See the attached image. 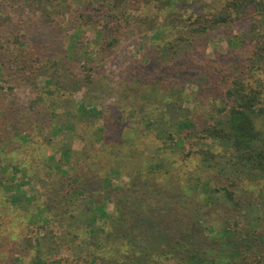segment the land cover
Returning <instances> with one entry per match:
<instances>
[{"label":"trees","instance_id":"obj_1","mask_svg":"<svg viewBox=\"0 0 264 264\" xmlns=\"http://www.w3.org/2000/svg\"><path fill=\"white\" fill-rule=\"evenodd\" d=\"M3 1L5 2L0 0V8H3ZM13 1L20 3L21 8H36L41 20L46 21L44 23H53L51 21L56 8V5L53 6L54 0ZM81 1V9L78 8L73 14L76 21H72L73 17L69 20L75 30L70 36V50L63 54L58 50V42L51 28H46L47 32L42 28H36L33 33L24 30V34L18 36L22 30L1 9L0 30H5L9 35L16 28H19V32L6 42L0 40V93L1 90H6L2 83L7 79V85L10 86L6 91L13 92L17 87L22 89L27 84L28 89H34L37 94L34 102L27 103L31 115L26 120L15 117L12 121L13 111L0 107V191L2 190L1 194L5 192L9 195L4 202L5 206L11 202L18 212L22 211L27 215L35 198L22 190L23 180L29 175L25 165L30 160L25 159L14 167L3 155L10 152V147L21 149L24 146H36L39 142L48 146L54 143L51 136L44 134L45 137H40L42 132L47 131L46 126L52 124L57 117L53 111H49L46 104L42 105L44 108L37 106L43 96L41 91L59 106L63 104L60 107H65V111L74 114L76 118V122L65 125V142L56 144L54 152L60 153V158H51L54 165H48L50 170L47 177L52 182L50 186L53 190L48 200L42 207L37 206L26 222L33 227L40 224L51 228L62 226V242H58L60 237L53 230H47L36 237L21 234L15 238L10 235L8 241L13 240L11 245L14 244V254H19V258L10 256L3 264H25L24 259L29 255H32L30 264H264V229L260 224L264 207L247 202L238 193L244 181H261L264 187V0H217L211 5L203 0H182L176 2L175 11L165 13L168 26L177 23L183 25L193 38L192 43L198 36L207 35L214 30L242 24H248V27L243 31V38L234 40V37L227 36L237 50L242 49L241 57L235 64H221V74L197 76V84L204 85L206 91L214 93L215 90H220L221 104L216 105L217 100L213 102L212 113L207 122L199 124L197 117L200 116L184 107L182 90H166L161 97H157L155 92L158 87L155 85L151 92L145 93L150 87L148 83L144 86L140 99L137 98V103L135 101V104H130L127 100L126 106H122L124 108L120 115L134 119L139 132L156 133L161 142L156 154L151 158L146 157V161L138 162L142 164L139 167L137 164L134 166L133 160L136 158L132 154L126 160L116 161L113 158L122 154L124 142L127 144L131 141L136 146V139L130 140V136L125 135L122 140L115 137V133H122L118 131L122 126L114 129L112 125L113 117L119 114V108L108 114L96 107L75 105L70 99L71 94L60 101L55 98L60 88L72 93L75 88L71 86L77 83L96 84L93 78L94 68L86 62L89 58V46L84 43L79 45L81 24H97L105 19L98 30L96 42L102 53L107 54L121 43L122 34L132 30L115 17L114 8H125L123 5L142 8L143 2ZM166 4L167 2L162 5L166 7ZM60 13L62 15L67 12ZM146 21L147 30L154 33V40L158 37L165 38L157 43L159 47L168 48L169 52L173 49L178 51L171 42H166L165 25L159 24L157 20ZM7 24L10 26L5 27ZM183 35L181 34L179 42L186 39ZM30 37L35 40L31 49L36 60L42 58L47 62L48 67L43 70L27 66L25 39L30 40ZM78 45L83 49L81 59L74 55ZM242 45L246 47L242 48ZM82 59L85 63L79 66L81 74L78 72L70 75V62ZM49 73V89L40 88L38 77ZM133 74L132 72L131 75ZM138 77L140 76H136ZM136 82L141 81L136 80L130 84L123 82L121 85L130 88ZM171 98L174 99L170 101ZM159 104L162 105L161 108L158 107ZM67 105L76 108V112L66 109ZM89 118L103 119V127L95 129L91 137L88 134L78 136V122L84 123ZM10 120L11 123H8ZM7 129L10 130L9 136L6 135ZM11 135L18 136L20 144L14 145ZM75 136L76 139L86 141L82 151L73 149ZM36 137L39 138L38 141ZM102 142L101 150L94 149L95 144ZM112 142L118 144L114 146ZM110 146H113L111 151L116 150L114 154L105 151ZM196 160L199 161V167H205L210 177L198 178L191 185L192 193L187 194L176 179L183 172L184 164ZM121 163L127 169L133 167L139 173V182H143L144 186H139V183L114 185V181L119 180L122 175L118 167ZM70 170H75L76 174L69 176ZM19 173L22 176L17 178ZM59 178L62 181L58 182ZM163 179L168 181L162 184L163 187L156 185L155 189L146 188L149 181L160 182ZM215 181L222 183L218 186ZM63 186H69L67 191L62 192ZM160 187L162 191L159 190ZM115 194H118L114 203L117 213L111 215L107 213V205ZM187 196L202 202L206 208L221 205L226 213L234 216L222 220L219 225L204 226L201 217L197 218V211L184 217L172 205L174 202L180 203ZM201 196H204V200L200 199ZM147 197L157 205H163L164 202L169 204L165 210H159L157 206L148 204ZM15 216V219H7L0 209V228L6 230L11 226L14 231L18 214ZM205 228L211 235H204ZM62 249L70 250L72 256L59 257ZM3 261L0 255V264Z\"/></svg>","mask_w":264,"mask_h":264},{"label":"rangeland","instance_id":"obj_2","mask_svg":"<svg viewBox=\"0 0 264 264\" xmlns=\"http://www.w3.org/2000/svg\"><path fill=\"white\" fill-rule=\"evenodd\" d=\"M178 1L181 2L182 0H141L139 2H143L142 8L135 9L126 5H123L125 8H114L115 17L121 19L122 25H125L127 28H131L132 30L127 32V34H122L121 43L114 49H111V51L107 54L102 53L96 42L98 30L103 26L105 19L100 20L97 24H94V22L89 23L88 25L81 24L82 31L78 37L80 41L79 45H83L84 43L89 46V58L86 62L89 63L90 67L94 68L93 78L96 80V84L93 86L90 83H77L75 86H71L75 88L72 93L60 88V92H57L55 99L56 101H60L64 97L71 94L70 99L72 102L76 103L75 105H86L89 108L96 107L98 110H102L108 114L113 113V110L116 111L118 108L120 109L119 114L116 117L112 116L114 119L112 123L114 129L122 126L118 129V131H121L122 133H115V137L117 140H122L125 135L130 136V140L136 139V146H134L133 143H130L131 141L127 144L124 142V145L121 148L123 150L122 154L119 156L118 154L115 155L116 158L113 156L116 161L126 160L129 155L132 154L136 158V160H133L134 166L137 164L139 167L142 164H138V162L146 161V157H153L160 146L161 142L157 139L156 133L148 131H144L143 133L139 132L138 128L135 127L136 121L134 119L125 118L120 115L122 109L124 108L122 106H126L127 100L130 104H135V101L137 103V98L140 99L143 89L145 88L144 86L147 83L150 87L145 93L147 94L151 92L152 86L155 85L158 87L155 92L157 97H161L166 90H173L174 92L182 90L184 93V107L191 109L195 114L199 115L200 118L197 117V121L199 124H202L207 122L206 120H208L209 114L212 113L213 102L215 103L217 100L216 105L219 106L221 104L219 100L220 90H215L214 93L206 91L204 85L199 86L197 84V76H200L201 74H221V64H235V61H238L241 57L240 53L242 52V49L237 50L235 45H232V42L227 38V36L234 37V40L243 38V33L246 31L248 24L214 30L209 32L207 35L198 36L196 41L192 43L191 39L193 38H191V35L183 25L177 23V25L168 26L165 21V13L175 11L176 2ZM165 2L168 4H166V7L162 5ZM203 2L211 5V3L217 2V0H203ZM2 3L3 8H0V13H2L1 9H3L7 13L5 16H9L10 21H13L14 24H18L17 26L22 30L18 36L24 34V30L33 33L36 28H42L44 32H47L46 28H51L54 32L55 39L58 42V50L60 54L65 53V51L68 53L70 50V36L75 33V30L71 27V21L69 22V20L73 17L72 21H76L77 18L76 16L74 18L73 14L81 6L80 4H83L81 0H54L53 6L56 5V8L53 13L54 19L51 21L53 23L50 24L44 23L46 21L41 20L42 17H39L40 12L36 8H21L19 6L20 3L16 4L13 0H5V2L3 1ZM60 11H65L67 13L61 15ZM24 20L27 21L24 22ZM146 20H157L159 24L165 25L164 29L167 36L166 42H171L173 44V48L177 47L178 51L173 49L169 52L168 48L167 50L166 48L163 49L161 46L159 47L157 43L160 39L164 40L165 38L158 37V39L154 40L153 31L149 32L147 30L148 22ZM7 26H10V24L5 25V27ZM19 28H16L15 30L13 29L10 35L5 30H0V40L6 42L10 37L19 32ZM181 34H184L183 36H185L186 39L179 42ZM14 38L15 37H13L12 40H14ZM50 38L54 39L52 36ZM25 42V49L28 50V54L26 56L27 66H33L36 70H43V68H47V62H45L42 58H40V60H36L35 55L33 54L31 48H33L35 40L30 37V40L29 38H26ZM79 45L74 55L76 58L81 59L83 49ZM164 45L165 43L163 46ZM245 47L246 45H242V48ZM34 48L39 50V47H36L35 45ZM84 63L85 61L83 62V59L81 61L74 60L70 62V67L72 68L70 75L77 74L78 72L81 74L79 66ZM132 72L134 73L133 75H131ZM47 76H51V73L39 76L37 81L38 86L46 90L49 89L47 86V80L49 77ZM136 76L140 77L136 78ZM6 80L2 83V86H4L6 90H9L10 85H7ZM136 80L141 82H136V84L134 83L130 88L121 85L123 82L130 84ZM27 86L28 85L26 84V86H23L22 89L17 87L13 92L1 90L0 107L9 108L13 111L14 115L12 116V121L15 117L26 120L27 117L31 115L27 109L29 107L27 103L29 101H31V103L34 102L37 99V94L34 89L29 90ZM52 89L56 90L54 86H52ZM41 95H43L42 99L38 104L36 103L37 106L43 107L42 105L46 104L49 111H53L57 117L53 120L52 124H49L50 126H46L45 130L47 131L44 133L42 132L40 137L43 138L45 135L49 137L51 136L54 143L48 146L39 142L36 146H24V148L21 149L18 147L16 149L10 147V152L6 150V152L9 153L3 155L4 159L11 161L14 167H17L21 161L24 162L25 159L30 160V162L25 165V168L29 171V175L23 180L24 186L22 190L23 193L28 196H33L35 199L33 205L31 206L32 209L29 214L26 215L22 211L18 212L15 205L11 202L5 206L4 202L9 195L5 192L1 194L2 190L0 191V209L5 213L6 218L15 219V215L18 214L17 220H15V224L13 226L14 231L11 230V226H9L6 230L3 227L0 228V255L1 258L4 259L2 264L6 263L10 256L19 258V254H14L16 249L14 244L11 245L13 240L10 242L8 241V236L10 237V235H13L15 238L20 237L21 234L24 236L36 237L37 235H42L47 230H53L56 236L60 237L58 242H62V226L51 228L50 226H42V224H40L33 227L26 223L28 216L31 213H34L37 206L42 207V204L48 200V196L53 190L50 186L52 182L47 177V173L50 170L48 165L53 164L50 159L53 157H56L57 159L60 158V153L56 154L54 152L56 144H63L66 140L67 129L65 128V125L76 122L74 114H69L65 111V107H60L64 106L63 104H60L59 106L57 102L53 101L51 97L45 95L42 91ZM173 99L174 98H171L170 101ZM112 107L114 108L110 109ZM155 107L161 108L162 105L160 106L159 104L158 107L155 105ZM66 109H69L70 112H76L77 110L76 108H73V106L70 108L68 105L66 106ZM8 123H11V120ZM103 123V119L93 120L92 118L85 119L84 123L78 122V136H83L84 134L87 136L88 134L91 137L95 129L103 127ZM54 130L55 134H53ZM9 133L10 130L7 129L6 135L9 136ZM11 137L14 145L20 144L18 136L11 135ZM74 138L73 149L82 151L85 147L86 141L84 139H79L78 137V139H76V136ZM38 140L39 138L36 137V141ZM87 141L89 142L90 139ZM112 143L114 146L118 144L117 142ZM102 145L103 142L97 143L94 145V149L101 150L100 148ZM112 148L113 146H110L107 148L108 150L105 151L113 152L114 154L116 150L111 151ZM186 149H188V147H186ZM127 150L128 152L126 153ZM104 153L105 152H103V154ZM198 164V160L189 162V164H184L182 167L183 172L180 173L176 179V182L181 186V188H185L184 191L187 194L192 193L191 185L194 184L198 178L208 179L210 177V175L207 174L205 167L201 168ZM118 167L121 169L122 175L119 180L114 181V185L118 186L121 184L139 183V186H144L143 182H139V173H137L133 167L127 169L123 163H121ZM66 168L67 167H65V169ZM141 168L143 169V167ZM74 174H76V171L70 170L69 176H73ZM21 176L22 174H17V178H20ZM60 179L62 178H59L58 182L62 181ZM149 182L150 184L146 188L155 189L156 185L162 186V184H165L168 181L163 179L160 180V182H154V180ZM215 182H217L215 185L218 186L222 183V181ZM68 187L69 186H63L61 188L63 189L62 192L67 191ZM162 187L158 189L162 191ZM156 192H158V190H156ZM238 193L241 198L247 202H250L255 206L261 205L264 207V187L261 181H244L241 183ZM117 196L118 194H115L111 197L112 201H110V204L107 205L108 214L112 215L113 213H117L114 204ZM147 196L149 197L148 194ZM154 198L157 197L155 196ZM200 199L204 200V196H201ZM146 200H149L148 204L151 206H157L159 210H165L167 204H169L164 202L163 205H157L156 202L150 200L149 198ZM2 201L3 204H1ZM175 203L176 202L172 205L175 206L184 217L197 211V218L198 216L201 217L200 220L204 226L219 225L222 220L229 217L232 218V216H234L232 213H226V209L221 205L206 208L202 205V202L192 200L191 196H187L184 200L180 201V203ZM261 223L262 228L264 229V216L260 221V224ZM207 230V228H205V232L203 230L204 235H211V232ZM11 232H13V234H10ZM71 256L72 253L70 250L62 249L59 257L63 258ZM31 260L32 255H29L26 259H24V262L25 264H30Z\"/></svg>","mask_w":264,"mask_h":264}]
</instances>
